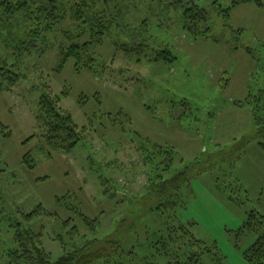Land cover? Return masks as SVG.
Instances as JSON below:
<instances>
[{
	"label": "rangeland",
	"instance_id": "374dc122",
	"mask_svg": "<svg viewBox=\"0 0 264 264\" xmlns=\"http://www.w3.org/2000/svg\"><path fill=\"white\" fill-rule=\"evenodd\" d=\"M125 1L137 4L130 20L136 27L145 16L149 23H158L151 9L155 14L164 11L157 6L171 0ZM213 1H202L208 11L207 39L193 40L178 22L168 25L170 20L161 18L164 26L152 33L156 40L107 38L98 49L103 64L95 71L76 72L69 60L60 73L54 72L60 59L54 47L24 58V77L17 82L0 81V264H12L9 253L17 247V223L21 230H41L43 246L53 259L62 253L54 236L61 235L69 246L72 225L81 235L89 234L73 212L59 206L56 197L65 194L78 203L79 211L99 219V238L108 236L122 209L113 210V201L104 198L101 178L116 180L127 194L141 192L145 183L133 132L171 146L176 151L173 171L207 162L218 150L229 151L242 138L249 140L237 161L225 159L192 170L191 182L181 189L185 205L179 217L195 224L193 232L205 245L217 246L218 256L212 250L204 262L220 264L221 256V264H250L243 251L255 236L238 239L236 233L249 212L264 215V152L252 140L249 111L234 103L264 89V0L238 3L229 20L220 7L232 0ZM115 43L133 49L127 52ZM165 48L176 59L154 61ZM47 87L60 95L62 109L84 128L82 139L68 153L47 145L35 123ZM26 153L35 162L32 169L22 162ZM38 203L47 215L25 221L22 214Z\"/></svg>",
	"mask_w": 264,
	"mask_h": 264
},
{
	"label": "trees",
	"instance_id": "16d2710c",
	"mask_svg": "<svg viewBox=\"0 0 264 264\" xmlns=\"http://www.w3.org/2000/svg\"><path fill=\"white\" fill-rule=\"evenodd\" d=\"M202 1L171 0L166 5L159 4L157 7L164 11L157 10L155 14L156 9H151L152 15H157L158 23H149V17L145 16L135 27L130 20L135 15L137 4L125 0H0V81L8 79L10 84L17 82L24 77L21 73L24 58L26 61L37 49L45 52L54 47L60 53L54 72L60 73L69 60L73 61L76 72L95 71V67L103 64L99 60L98 49L107 38L156 40L152 38V33L164 26L161 18L170 20L168 25L178 22L182 32L193 40L200 37L207 39L210 36L208 11ZM247 1L251 0H232L229 6L220 7L225 20H229L233 7ZM255 1L260 4V0ZM150 7L151 3L147 8ZM115 45L122 46L127 52L133 49L127 43ZM138 46L145 47L144 44ZM173 59L176 56L169 48L157 51L154 56V61ZM87 99L85 97L84 101ZM60 101V95L51 94L47 87L39 98L34 117L44 142L54 151L68 153L82 139L84 128H79L72 114L62 109ZM234 104L249 111L255 129L252 140L255 139L264 152V89L256 94L249 93L244 101ZM132 134V141L136 143L145 168V183L141 192L127 194L124 187L115 184L116 180L101 178L104 198L113 201V210L122 209L112 232L99 238V219L89 218L79 211L78 203L65 194L56 197L59 206L73 212L89 234L81 235L72 225L67 231L69 246L61 235L54 236L62 253L53 259L43 246L42 231L21 230L17 223L14 233L17 247L9 253L12 264H211L204 262L203 257L212 250L218 256V248L214 243L205 245L195 236L194 223L181 221L179 212L185 205L181 189L191 182L193 169H204L205 165L210 168L225 159L237 161L249 140L242 138L229 151L218 150L207 162L173 171L176 151L171 146L155 144L136 132ZM22 162L29 169L35 166L28 153L23 156ZM44 214L47 215L43 205L38 203L22 216L29 222ZM70 220L67 219L64 225ZM249 234H253L255 240L243 251V256L250 264H264L263 214L249 212L236 237L239 239ZM221 260L220 256L217 261L221 264Z\"/></svg>",
	"mask_w": 264,
	"mask_h": 264
}]
</instances>
